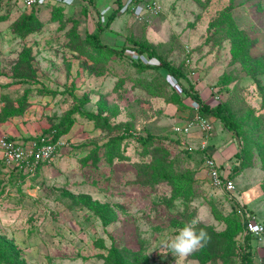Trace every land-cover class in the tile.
I'll return each instance as SVG.
<instances>
[{"label":"rangeland","instance_id":"1","mask_svg":"<svg viewBox=\"0 0 264 264\" xmlns=\"http://www.w3.org/2000/svg\"><path fill=\"white\" fill-rule=\"evenodd\" d=\"M158 1L145 23L119 13L100 39L108 51L90 36L110 6L0 0V124L26 119L40 141L73 119L77 140L63 147L72 161L50 166L30 195L33 175L17 171L21 210H2L0 264H263L264 244L245 242L242 222L264 223V0ZM141 45L180 67L206 105H227L240 136L209 114L210 137L187 132L199 114L162 72L137 66L147 64ZM216 147L238 152L233 198L208 175ZM194 218L210 242L186 258L165 249ZM3 243L20 251L8 245L15 262Z\"/></svg>","mask_w":264,"mask_h":264},{"label":"built area","instance_id":"2","mask_svg":"<svg viewBox=\"0 0 264 264\" xmlns=\"http://www.w3.org/2000/svg\"><path fill=\"white\" fill-rule=\"evenodd\" d=\"M76 1L78 0H70V2L69 0H21V3L25 9L31 10L33 8L44 7L50 3L70 7ZM121 3V7L118 6L117 8L119 13L128 14L129 12V15L138 23H145L161 13V6L158 0H122ZM109 11H112L111 7H109ZM130 53L133 54L131 51ZM144 58L142 59L147 63L145 65H157L155 60H151L148 57ZM168 79L175 89H180V85L172 76H168ZM190 106L198 113L200 109L199 103L190 99ZM194 129H199L207 137H210L213 132V125L209 119L203 118L199 114L195 122L186 128V131L188 132ZM65 142L63 138L54 141L53 135H50L49 139L42 138L40 141L35 140L31 144L24 145L11 141L4 136L0 139V151L6 169L10 171H22L28 175H35L42 163L51 162L54 159L58 151L66 145ZM206 167L213 186L223 190L233 198L236 194L237 184L234 178H232V166L222 167L212 157H209L206 160ZM247 220L245 235L254 237L258 243L264 244V223L255 215H248Z\"/></svg>","mask_w":264,"mask_h":264},{"label":"crops","instance_id":"3","mask_svg":"<svg viewBox=\"0 0 264 264\" xmlns=\"http://www.w3.org/2000/svg\"><path fill=\"white\" fill-rule=\"evenodd\" d=\"M113 1L115 0H97V3L99 7L101 6L100 10L102 11L106 7H109L110 6L109 3ZM86 4H88L87 0H78L76 1L74 5L70 7H65V8L77 7V6L86 5ZM111 12H113V9ZM120 17H121L120 15L119 16L117 15V17L115 18V21ZM128 18H133V17L128 15ZM105 35H110V34L105 30L101 34V37H104ZM117 38H120V37H117ZM109 40L111 43H108V44H115L118 42V40L114 41L113 37H111ZM32 117H34V115ZM25 120L26 119L14 118L6 123H1L0 124V139L5 136L9 138L11 141L18 142L24 145L31 144V142L35 141L34 138L37 136L39 132V131L38 132L36 131L37 125L24 123ZM66 138L67 139L70 138L69 140H71V143L73 141L75 142L76 140V137L74 133L72 132L65 135L63 139L66 141L67 140ZM211 154L213 155L212 158L222 167H228L229 165H231V163L234 162V160L232 159L235 156V152L234 151L229 152V149L227 147L226 148L216 147L214 148V151H212ZM65 159L67 160L66 162H65ZM71 161L72 160L70 159V157L64 155V149L63 148L60 149L51 162L42 163L39 166L36 174L33 176H29V178H27L26 186H29V187L28 188L25 187V191H22L23 194H29L28 193L29 191H35L36 185L38 183H41L44 180V176L46 175V173L49 172L50 166L51 167L52 165L60 166L62 162L65 164H68ZM18 174L19 172L17 171H10L6 169L4 160L2 158V153L0 151V218H1V215L4 213L2 211L3 209H5V212L10 213L11 218H13V214H16L19 210H21V207L19 206V203H18V201L21 200L20 199L21 194H19V191L14 192L13 190L16 187V185L19 183V181H17ZM235 180H236V177H235ZM29 182L31 183L27 185ZM5 191H11V193H5ZM15 219H17V216L15 217Z\"/></svg>","mask_w":264,"mask_h":264},{"label":"trees","instance_id":"4","mask_svg":"<svg viewBox=\"0 0 264 264\" xmlns=\"http://www.w3.org/2000/svg\"><path fill=\"white\" fill-rule=\"evenodd\" d=\"M117 2H118L117 6L121 7L122 0H118ZM33 9H35V8H33ZM118 14H119V10L117 12H113L110 15L106 25H102V23L99 22L98 31L95 34L90 36V38L92 40V43L95 46H97L98 48L105 49V50H108V51L110 50L107 47L101 46V44H100L101 34L105 30H107V28H109L111 26V24L113 23V21L115 20V18L117 17ZM129 14L130 13L128 12V15ZM30 29H31V26H30ZM125 48H127V47L124 46L122 48V51H124ZM137 52L140 55H147L148 58L153 59V60H155L157 62V65L137 64L138 67H140L141 69H149V70L150 69H155L157 71L162 72L163 75L166 76V77L172 76L178 82V84L180 85V87L182 89V93L187 98H190L193 101H195V102L200 104V109L198 111L200 116H202L203 118L208 119L209 117H207L206 114L212 115L214 118H217L222 123H224L225 127L229 131L233 132L236 136H240L238 124L235 121V117L233 116V114L229 111L227 105L218 104L215 107H210V106L206 105V103L204 102V100L201 98V96L198 93L194 92L193 90L189 91L187 88H184V85L182 84V79H185L186 77H185L182 69L180 67H175V66L171 65L169 62L165 61L162 57H160L156 53L155 49H153L152 47H149L147 45H141V46L138 47ZM168 81H169V79H168ZM168 81L166 80L167 85L171 87V89L173 90V92L175 94H177L176 91L173 89L172 85ZM191 88H192V86H191ZM78 112H79L78 109H72V110H70L67 113V115H68V117L69 116L73 117ZM73 125H74L73 119L65 120L61 124V127H60L62 129V131L59 130V129H56V130L51 131L50 135H53L54 141H57V140L61 139L63 136L67 135L71 131V128H72ZM138 140L141 141L142 143H147L149 141V138H139ZM236 156H238V152L235 154V157ZM237 170L238 169L233 166V168H232V171H233L232 178H235V176L237 174ZM94 205H97V204H94ZM235 209H236V205H235ZM242 223H243V230H244V234H245V232H246L245 230L247 229L248 220L246 222H242ZM108 224H109V222H105L104 225H108ZM0 239H1V237H0ZM2 239L5 240V238H3V237H2ZM249 239H251V241L252 240L253 241L256 240L254 237H251L249 235H245V237H244L245 242H247ZM245 244L246 243H244V245ZM8 245L18 257H20V251L16 248V246L13 243H10V244L3 243V245H1L4 248H6V251H5L6 253H8V250H9L8 259H9V261L12 260L10 262L13 263V262L16 261V259L12 256L11 250L8 247ZM0 252H1V250H0ZM118 264H121L120 263V259H119Z\"/></svg>","mask_w":264,"mask_h":264},{"label":"clouds","instance_id":"5","mask_svg":"<svg viewBox=\"0 0 264 264\" xmlns=\"http://www.w3.org/2000/svg\"><path fill=\"white\" fill-rule=\"evenodd\" d=\"M198 223V219L194 218L183 227L175 230L176 234L166 238L163 247L181 258H186L198 249L205 247L211 238L203 228L197 231L195 226Z\"/></svg>","mask_w":264,"mask_h":264}]
</instances>
